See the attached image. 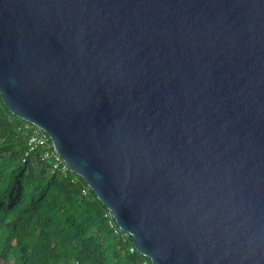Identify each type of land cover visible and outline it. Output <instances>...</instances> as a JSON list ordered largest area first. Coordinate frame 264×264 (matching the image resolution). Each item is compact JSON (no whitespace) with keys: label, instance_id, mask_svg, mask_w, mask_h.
Wrapping results in <instances>:
<instances>
[{"label":"water","instance_id":"95a60500","mask_svg":"<svg viewBox=\"0 0 264 264\" xmlns=\"http://www.w3.org/2000/svg\"><path fill=\"white\" fill-rule=\"evenodd\" d=\"M0 96L152 264H264V0H0Z\"/></svg>","mask_w":264,"mask_h":264},{"label":"trees","instance_id":"16d2710c","mask_svg":"<svg viewBox=\"0 0 264 264\" xmlns=\"http://www.w3.org/2000/svg\"><path fill=\"white\" fill-rule=\"evenodd\" d=\"M25 124L0 96V264H152L131 236L113 233L109 210L80 176L25 158Z\"/></svg>","mask_w":264,"mask_h":264},{"label":"built area","instance_id":"2783aa9c","mask_svg":"<svg viewBox=\"0 0 264 264\" xmlns=\"http://www.w3.org/2000/svg\"><path fill=\"white\" fill-rule=\"evenodd\" d=\"M23 129L27 135L25 158H29L32 155L37 156L41 162L50 166L51 174H57L60 177L68 178L70 174H74L71 172L68 164L55 151L50 136L44 130L29 123L25 124ZM89 193L88 189L83 190L84 196H88ZM107 216L109 217V226L117 237L126 240L131 236L121 230L110 211Z\"/></svg>","mask_w":264,"mask_h":264}]
</instances>
